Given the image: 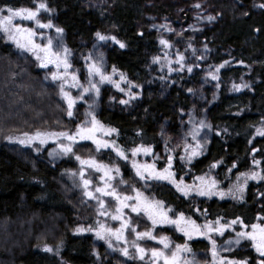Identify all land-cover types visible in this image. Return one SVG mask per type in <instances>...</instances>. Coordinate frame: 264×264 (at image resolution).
<instances>
[{
  "label": "trees",
  "instance_id": "16d2710c",
  "mask_svg": "<svg viewBox=\"0 0 264 264\" xmlns=\"http://www.w3.org/2000/svg\"><path fill=\"white\" fill-rule=\"evenodd\" d=\"M214 1L219 16L216 27L160 34L138 26V0H115L105 10H94L84 5V0H45L52 11L41 12L39 19L42 23L50 20L63 29L65 47L71 53L69 71L79 79L77 87L66 85L65 90L78 98L83 88L89 87L87 64L94 61L90 50L94 45L102 46L104 70L124 89L118 90L113 83L98 84L99 95L90 92L77 99L73 118L67 115L60 81L51 80L56 67L50 64L42 69L33 54L0 39V264H150L148 255L141 261L137 256L126 257L121 251L115 256V251L105 246L94 250L92 233L77 231L83 228V219L78 218L73 207L78 193H73L76 189L65 175L79 167L76 155L91 156L92 151L96 152L94 144L92 151V146L86 145L90 140L77 143L75 155L61 154L52 162L48 145L33 151L8 139L37 132L75 130L83 123L78 112L80 105L87 107V113L93 112L105 129H116L111 136L101 138L115 141L129 156L125 162L111 149H104L109 159L120 166L117 179L139 182L137 188L145 197L163 201L166 207L191 217L199 225L217 220L228 225L223 235L211 234L217 247L235 241L237 232L252 231V224L264 226V220L257 219L264 216V181L249 180L243 199H234L230 193L238 183H243V177L237 179L241 173L264 174V137L256 135V129L264 127V8L259 7L264 0ZM5 7L35 5L33 0H0V8ZM15 22L35 28L31 21L17 18ZM55 27L36 29L43 34V43L58 36ZM97 32L115 37L126 46L121 48L111 39L100 42ZM35 39L42 42L39 35ZM162 39L170 47H164ZM181 55L182 70L176 62ZM85 57L92 59L86 61ZM156 57L159 62H154ZM222 64L225 66L217 73L219 79H211L209 73H215ZM121 74L126 80L121 81ZM98 80L96 77L93 82ZM71 83L69 79L68 84ZM129 83L134 87L129 89ZM233 84L248 87L235 91ZM129 90L134 99L125 95ZM91 97L93 101L89 103L87 99ZM121 100L129 103L121 104ZM86 118L91 121V116L86 114ZM200 121L210 126L201 132L204 151L188 163L181 160L184 144H195L189 133ZM169 134L175 135L177 144L164 140ZM141 145L151 147L152 153L132 157L131 149ZM169 156L173 157L171 170L177 181L183 178L186 185L192 186L199 184L196 177L206 176L217 181V191L225 196L209 198L193 193L186 198L168 181L140 180L131 166L134 159L140 163L155 162L157 169H163ZM105 159L100 161L110 164ZM254 160L260 161L259 166L254 165ZM214 163L217 167L211 168ZM132 187H136L134 183ZM79 201L82 207V199ZM140 217L146 223L139 221V226L150 230L151 221L144 214ZM237 218L247 227L240 223L232 225L231 221ZM89 220H85L86 225L94 228V221ZM154 234L169 237L173 251L177 244L186 243L191 251L182 254L184 259L199 264L194 255L204 252L208 264H212L211 244L205 236L194 235L189 240L168 226L157 227ZM139 242L149 248L161 247L152 240ZM233 245L234 251L219 253V258L247 260L248 264L261 260L251 240L242 239L239 245ZM45 247L52 251H45ZM122 258L126 260L123 262Z\"/></svg>",
  "mask_w": 264,
  "mask_h": 264
},
{
  "label": "snow or ice",
  "instance_id": "6c2138e0",
  "mask_svg": "<svg viewBox=\"0 0 264 264\" xmlns=\"http://www.w3.org/2000/svg\"><path fill=\"white\" fill-rule=\"evenodd\" d=\"M34 8H13V7H5L0 8V39H4L6 42H10L16 46L17 49L21 51L30 52L35 56V59L39 62L38 66L42 69H47L49 65H54L57 69L56 72L51 74V80L53 82L60 81L59 88L62 98L67 102V115L69 118L73 117V109L76 105L77 99H83L84 96L89 94L90 92H95L99 95L100 88L98 84L103 83H113L114 86L120 90L124 91L120 87L119 83L113 81L112 76L107 74L103 67V58L102 56L94 60L92 63L87 64V71L89 76V87L83 88V91L80 93L78 98H73L69 92L65 90V86L69 87H77L79 85V79L75 72L69 71L72 68V64L69 60V56L71 55L69 49L62 44V39L58 40L54 45L52 38H48L46 43H43V34L38 33L36 29H51L55 27L53 23L49 20L48 23H42L39 19L41 12L51 13L52 9H50L45 2V0H33ZM195 7L199 8L200 5L196 4ZM259 7L264 8V4L259 5ZM7 13L3 15V13ZM247 15V13H245ZM17 18L20 21H31L34 22L35 28L26 27L21 23L15 22ZM209 21L214 19L213 17H207ZM164 27V26H162ZM55 30L59 37L62 38L63 29L60 27H55ZM40 36L41 43L36 42V37ZM96 39L100 42H106L111 39L116 43H119L121 48H124L126 45L120 41H117L115 37H109L97 32ZM160 43L164 47H170L168 41L161 40ZM94 48L96 45L93 46ZM42 54V55H41ZM91 57H85V60H91ZM159 57L154 58V62H159ZM184 60V57L181 55L177 59V63L181 65V70L184 65L181 63ZM228 61H225L227 64ZM225 64L217 67L216 72H210L209 75L211 79L217 80L219 79L217 73L220 68H223ZM62 68V72L60 71ZM115 68H113V73H115ZM171 71V69H170ZM188 71L192 72V68L188 67ZM98 77V82H93L94 78ZM47 78V77H46ZM69 79L72 81L71 84H68ZM121 81L126 80V77L121 74ZM134 87L129 83V89ZM242 87H248L247 84H233V89L235 91H240ZM191 91V89H189ZM129 97V100L134 99L135 96L129 90L125 93ZM129 100H121V104H128ZM91 107V105L89 106ZM88 116H91V121H85L83 124L77 125L75 132L72 131H61L54 133H40L37 132L34 136L27 137V140H19V143H31L33 140H39L40 144H45L48 141V138H55L56 141H59L58 148L59 151L65 155L74 153V146L79 141L90 140L96 148V152H101L102 149H111L112 152L115 153L116 157L119 160H123L125 162L129 161V156L127 151L123 148L117 146L115 141H109L101 138L98 134L102 133L103 136H111L116 132V129H105L104 125L100 123L99 120L96 119V116L93 112H88ZM89 123L91 126H89ZM205 127H210L204 123V121H200L198 126L193 127L190 131L189 135L192 140L195 142L194 145L185 142L184 151L185 155L181 156V160H187L188 163L203 154L204 151V143L201 142V132ZM219 135V133H217ZM27 136V134H25ZM256 135L264 137V127H259L256 129ZM9 140H12V137H8ZM64 141H68V143H64ZM206 143V141H205ZM149 155L152 153L151 147H145L143 145L138 146L136 148L131 149L132 157H136L139 154ZM51 155V154H50ZM75 159L79 161L81 165V169L79 172L80 177L82 178L83 187H84V195L89 199H97L100 207V215H108L105 211L106 202L101 197H111L116 201L115 214L111 215L112 220L120 221V227L113 229L110 227H106L101 224L99 229L96 231V236L98 239L105 240L108 243L109 248H112L113 245L111 243V239L114 238L117 242H124L127 244V238L125 236L126 231H130L135 234V240H152L157 244L161 245V247H153L150 250L142 247L140 244L133 242L132 247L136 249L137 257L143 261L145 256L148 255L150 251L151 262L150 264H195L194 261H188L184 259L182 254L188 253L191 251L189 246L185 243L183 245L177 244L175 246V250H171V240L167 236H157L155 235V231L157 227H174L177 232H182L187 239L191 240L194 235H202L209 239V243L211 244V255L213 257L212 264H248L247 260L235 261L228 260L225 261L223 258H219V251L216 244L215 239L212 238V233H218L223 235L224 230L228 225H221L220 221L209 222L204 225H199L195 220L191 219V217H186L183 213H175V210L172 208L166 207L163 201L155 200L154 198L145 197L144 194L136 187H132L131 191L135 193V195H123L122 192L117 190V187L111 183L116 179V176L121 175L120 166L115 162L111 164L103 163L100 160H97L95 157H89L87 159L81 158L79 155L75 156ZM172 160L173 157H168V163L163 169H157L155 162L149 163H140L136 160H131V166L135 171V175L140 180H153V181H168L175 188L176 191L181 193L184 197H190L193 193L197 196H207L212 197L214 195H219L221 198L225 196V193L222 191H217L218 183L215 179H210L205 177H196L195 179L199 181V184H193L192 186L186 185L183 181V178H180L177 181L175 173L172 169ZM254 165L259 166L260 161H253ZM87 167L92 169L97 173H101V183L102 187H96L95 193H99L100 196H95L92 191L89 190L92 181L90 179H84L85 171L84 168ZM217 164L214 163L211 165V168H216ZM236 165L233 164V168ZM231 171V169H229ZM72 175H76V173H72ZM243 177V183H238L235 186V190H230L231 195L234 199H243L244 190L248 184L249 180L255 181H264V174L257 171H249L248 173H241L240 176L237 177L239 180ZM120 183H127L123 179H121ZM125 209H129L131 213H135L139 216L141 213L147 217L149 221H151L152 228L146 231H138L137 227L133 226V220L131 218L124 219ZM258 220H264V216H258ZM240 223L242 227H247V225L243 224L239 218L231 221L232 225ZM219 225V227H217ZM252 231H241L236 233L235 241H227L226 243L231 245L233 242L236 245L241 243L242 239L251 240L253 242V247L256 252L261 257V260L258 264H264V226L260 224H252ZM78 232L83 231H92L91 228L84 229L78 228ZM45 251H52L51 248L45 247ZM225 250H231L230 248ZM121 254L129 257L130 256L128 247H124L120 249ZM171 253L170 255L168 253ZM219 258V259H218Z\"/></svg>",
  "mask_w": 264,
  "mask_h": 264
},
{
  "label": "rangeland",
  "instance_id": "374dc122",
  "mask_svg": "<svg viewBox=\"0 0 264 264\" xmlns=\"http://www.w3.org/2000/svg\"><path fill=\"white\" fill-rule=\"evenodd\" d=\"M115 0H84V5L92 7L94 10H105L107 9ZM139 1V7H138V12H139V17H138V26L140 28H145L148 30H152L155 31L157 33L160 34H170V33H174V32H179L182 29H189V28H200V27H204L207 26L209 28H213L216 27L218 24V15L216 14V9H215V4L216 2L214 0H138ZM199 4L200 7L197 8L194 5ZM213 17L214 19H212L211 21H209L207 19V17ZM164 26V27H162ZM53 40L54 45L57 43L58 40L62 39V44L63 46H66V39L62 36H52L51 37ZM79 45H81L79 43ZM91 55L93 56L92 58L94 60L99 59L101 56H103L102 53V46L100 45H96V47H92L91 49ZM103 58V57H102ZM74 98H77V96H75ZM64 100V99H63ZM87 101L89 103H92L93 98H89L87 99ZM64 102H66L64 100ZM67 103V102H66ZM96 107V106H95ZM78 109L80 111V123L81 120H83V123L85 121H89L90 120L88 118H86V114H87V107L85 108V105L83 106H79ZM73 118V117H72ZM72 124H74V120L71 121ZM82 123V124H83ZM90 126V123H89ZM76 128V127H75ZM76 130V129H75ZM75 130H67V131H72L75 132ZM34 134L29 135V137L34 136ZM100 137H103L102 133L98 134ZM204 137L206 135H203ZM28 137V136H27ZM27 137L24 135H20V136H12V142H14L16 145L20 144L23 145L27 148H29L30 150L35 151L36 149H39L40 147H43L44 145H48V157L49 159L53 162L56 161L58 159V156H61V154L63 155V153H61L59 151L58 148V143L59 141H56L55 138H48L47 143L45 144H40L39 140H33L32 142L35 143H24L21 144L19 143V140H27ZM206 141L208 140L207 137H205ZM165 141H170L174 142V144H177L178 141L175 138V135H165L164 138ZM82 142V141H79ZM78 142V143H79ZM13 143V144H14ZM64 143H68L67 141H64ZM85 145V144H84ZM86 145L91 148V151L94 150L93 147V143L90 141V143H86ZM78 145L76 144L74 146V153L78 150ZM96 149V148H95ZM94 154L91 155V157H95L97 160H100V158L105 157V161L109 162L110 164L113 163V159H109V156L106 155V151H104V149L101 150V152L97 153L92 151ZM51 154V155H50ZM76 154V153H75ZM83 154V153H82ZM65 155V154H64ZM69 155V154H68ZM81 158L87 159L90 157V155H87L86 153H84V155L80 156ZM78 162V161H77ZM106 163V162H105ZM81 169V165L79 163V167L77 168L76 166V170L74 173H76V175H72V173H68L67 175H65L66 180L69 182V184L71 186H73V189L75 188L76 190H74L73 193H78L76 195V201L75 199H73L74 202V209H76V213L78 218L83 219L81 224L83 225L84 229H88L91 228L92 231H90L93 235V248L94 250H98L100 249L102 246L105 247H109L108 243L105 240H101L98 239L96 236V231L99 229V226L101 224L105 225L106 227H110L113 229L119 228L120 227V221H116V220H112L111 219V215L115 214V208H116V201L113 200L111 197H101L102 199L105 200L106 202V207H105V211L107 213H109L108 215H100V207H99V203L97 201V199H89L88 197H86L84 195V187H83V182H82V178L79 175ZM85 171V176L84 179H90L92 181V184L89 187V190L92 191L94 193L95 196H100L99 193H95V188L96 187H102V183H101V173H97L95 171H93L92 169H89L87 167L84 168ZM118 176H116V179L114 181H112L111 183H113L116 187L117 190L122 192L123 195H135V193H133L131 191V186L132 183L135 184L136 188L140 187V183L139 182H132V181H126L127 183L122 184L120 183L121 178L117 179ZM70 191H68V194L70 195ZM72 193V194H73ZM80 199H82L83 202V206L81 207L82 203L79 201ZM81 207V208H80ZM83 208L85 209V211L88 212V214L84 213ZM83 214H82V213ZM143 213H141L139 216H137L135 213H131L129 209H125V216L124 219H129L131 218L133 220V226L137 227L138 231H146L145 227H140L138 224V222L140 221L142 224L146 223L145 220L143 218H141L140 216H142ZM82 216H84L82 218ZM89 220V221H94L93 225L94 228H92L90 225H86L85 220ZM125 236L127 238V244H125L124 242H117L114 238L111 239V243L113 245L112 248H110L111 250H114L115 252L113 253L115 256L118 255V253L120 252V249L124 248V247H128L130 256L136 258V249L134 247H132L133 242H136L138 244H140L142 247H145L144 244L142 242L136 241L135 240V234L131 233L130 231H126L125 232ZM226 244V243H225ZM234 243H232L231 245L226 244V245H221L220 247H218V251L220 254L222 253H228V252H232L234 251ZM146 249L150 250L151 248L149 247H145ZM153 248V247H152ZM230 248L231 250H225ZM107 256V254H106ZM110 255H108L107 257H109ZM148 262H151V255H150V251L148 253ZM194 258H196V260H198L199 264H208L209 260L206 256V254L204 252H200L196 255H194ZM123 262L126 259H121ZM204 260V261H203ZM119 264V263H116ZM160 264H162V261L160 262Z\"/></svg>",
  "mask_w": 264,
  "mask_h": 264
}]
</instances>
